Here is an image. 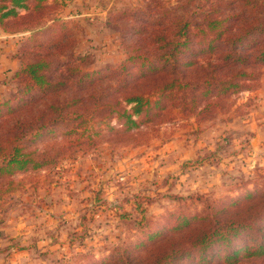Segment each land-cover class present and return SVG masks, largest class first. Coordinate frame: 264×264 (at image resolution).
Here are the masks:
<instances>
[{"label":"rangeland","instance_id":"374dc122","mask_svg":"<svg viewBox=\"0 0 264 264\" xmlns=\"http://www.w3.org/2000/svg\"><path fill=\"white\" fill-rule=\"evenodd\" d=\"M162 5L169 15L202 27L208 18H226L222 27L228 32L240 27L238 21L264 24V0H58L48 16L58 15L67 24L54 25L52 33L46 30L36 39L47 43L52 34L66 31L56 59L81 58L77 64L83 71L114 69L130 53L134 22L152 24ZM28 38L29 33L8 35L0 39V46L18 61L19 45ZM27 45L22 59L31 60L36 47ZM199 54L195 59L202 61ZM12 74H2L0 102L19 95L21 85L10 79ZM235 81L238 87L212 100L215 104L206 110L200 100L210 94L197 98L191 109L192 97L185 92L164 99V108H155L130 132L136 138L133 144L115 143L127 140L115 119L110 121L114 130L107 128L109 120L94 119L84 131L72 116L50 127L53 132L28 142L38 151L51 145L62 150L44 167L1 178L0 257L12 246L30 248L33 257L46 264H89L131 250L138 242L142 245L137 252L148 256L153 245L173 237L167 232L176 226L177 216L193 219L216 213L221 220L233 211H242L240 217L254 210L263 214L259 196L264 192V62L254 76ZM90 114V109L85 111L86 118ZM175 139L190 153L170 162L173 168L162 175L157 168L169 160L163 162L160 152ZM128 158L133 163L127 168ZM141 158L145 164L139 168ZM120 163L124 169L117 171ZM200 225L191 220L189 227ZM244 241L240 238L235 245ZM215 251L219 257L214 264L223 263L227 248ZM244 254L239 253L237 264H264V254Z\"/></svg>","mask_w":264,"mask_h":264},{"label":"trees","instance_id":"16d2710c","mask_svg":"<svg viewBox=\"0 0 264 264\" xmlns=\"http://www.w3.org/2000/svg\"><path fill=\"white\" fill-rule=\"evenodd\" d=\"M55 5L58 0H0L1 31L7 35L29 33L27 41L19 45L18 68L10 77L21 85L19 95L0 102V180L17 171L34 170L54 162L53 157L62 148L51 145L38 151L30 148L28 142L53 132L50 127L62 124L71 116L70 120L77 121V128L83 127L84 131L94 119L109 120L107 128L114 130L110 121L115 119V125L127 136L126 141L115 143L133 144L136 138L130 132L155 108H164V99L185 92L192 97L191 109L197 98L210 94L207 100H200L206 110L215 104L212 100H221L238 87L236 79L254 76L255 68L264 62L263 22L252 20L240 24L238 21L240 27L228 32L222 27L226 18H208L202 27L169 15L162 5L152 24L145 20L134 22L130 53L120 66L83 71L77 64L83 61L81 58L56 59L61 57V46L68 32L52 34L49 44L36 39L44 37L46 30L52 33L54 25L63 28L67 24L58 15L48 16ZM29 43L36 49L32 59L25 60L22 59L24 45ZM197 52L201 53L200 62L194 56ZM41 102L42 108H36ZM88 109L92 114L86 118ZM70 133L80 135L76 131ZM1 191L4 190L0 186ZM259 197L260 206H264V192ZM257 211L249 217H240L242 211H233L221 220L216 213L193 219L177 216L176 226L167 232L174 234L173 237L163 239L161 242L165 243L157 247L153 245L146 252L148 256L137 252L142 245L138 242L131 250L89 264H214L219 257L215 249L221 248H227L228 252L223 263L217 264H237L240 252L246 257L264 254V240L261 241L264 213L259 215ZM238 215L239 219L235 218ZM191 220L200 222V227H189ZM258 231L262 232L261 236ZM240 238L245 241L237 247L235 242Z\"/></svg>","mask_w":264,"mask_h":264},{"label":"crops","instance_id":"0c3cea01","mask_svg":"<svg viewBox=\"0 0 264 264\" xmlns=\"http://www.w3.org/2000/svg\"><path fill=\"white\" fill-rule=\"evenodd\" d=\"M8 37V35H5L1 30H0V39H6ZM12 37V36H10ZM1 45V43H0ZM15 54H13V56H9L7 54V52L1 48L0 46V79L3 75H7V74H12L13 72L16 71V69L18 68V61L14 56ZM3 74V75H2ZM190 153L189 150L184 149L182 146V142L178 141V139H175V141H171L169 144L163 146L162 151L160 152V157L163 159H165L163 162L168 161L167 165L163 166H158V171H160V173L162 175H164L165 173H167L169 171V169L173 168L172 165L168 166L169 164L172 163H176L178 161H176L178 158L182 159L184 153ZM140 159V158H139ZM133 163V159L128 158V160L126 161V163L124 164L127 168L128 166H131ZM139 164L140 167H142V165L145 164V160L143 158H141V160H139ZM123 163H120V165L117 166V171L121 170L122 168L124 169V165ZM124 171V170H123ZM106 172V171H105ZM107 175V174H106ZM103 175V178L106 176ZM9 251L6 252L7 256H1L0 257V264H46L42 261H37L34 257H33V253L31 252L30 248H25L22 250H17L16 248L13 249L12 246L8 249ZM45 250V249H42Z\"/></svg>","mask_w":264,"mask_h":264},{"label":"built area","instance_id":"2783aa9c","mask_svg":"<svg viewBox=\"0 0 264 264\" xmlns=\"http://www.w3.org/2000/svg\"><path fill=\"white\" fill-rule=\"evenodd\" d=\"M124 178H119L120 181H123Z\"/></svg>","mask_w":264,"mask_h":264}]
</instances>
